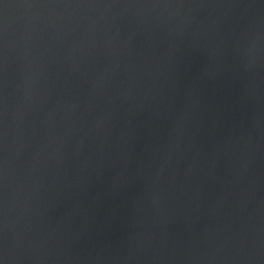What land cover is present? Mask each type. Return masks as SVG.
Returning a JSON list of instances; mask_svg holds the SVG:
<instances>
[{
	"label": "water",
	"instance_id": "water-1",
	"mask_svg": "<svg viewBox=\"0 0 264 264\" xmlns=\"http://www.w3.org/2000/svg\"><path fill=\"white\" fill-rule=\"evenodd\" d=\"M3 264H264V0H0Z\"/></svg>",
	"mask_w": 264,
	"mask_h": 264
},
{
	"label": "clouds",
	"instance_id": "clouds-1",
	"mask_svg": "<svg viewBox=\"0 0 264 264\" xmlns=\"http://www.w3.org/2000/svg\"><path fill=\"white\" fill-rule=\"evenodd\" d=\"M0 264H3V261H0Z\"/></svg>",
	"mask_w": 264,
	"mask_h": 264
}]
</instances>
